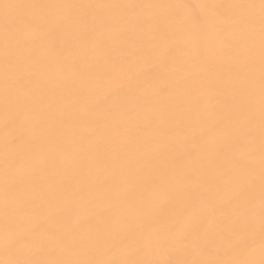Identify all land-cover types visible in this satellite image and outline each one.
Returning <instances> with one entry per match:
<instances>
[{"label": "snow or ice", "instance_id": "6c2138e0", "mask_svg": "<svg viewBox=\"0 0 264 264\" xmlns=\"http://www.w3.org/2000/svg\"><path fill=\"white\" fill-rule=\"evenodd\" d=\"M0 264H264V0H0Z\"/></svg>", "mask_w": 264, "mask_h": 264}, {"label": "bare ground", "instance_id": "6f19581e", "mask_svg": "<svg viewBox=\"0 0 264 264\" xmlns=\"http://www.w3.org/2000/svg\"><path fill=\"white\" fill-rule=\"evenodd\" d=\"M47 2H57V0H47ZM73 2H81V0H73ZM82 2H127V0H82Z\"/></svg>", "mask_w": 264, "mask_h": 264}]
</instances>
